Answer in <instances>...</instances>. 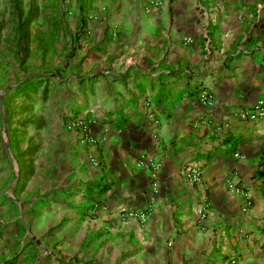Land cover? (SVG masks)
I'll list each match as a JSON object with an SVG mask.
<instances>
[{"label": "crops", "instance_id": "obj_1", "mask_svg": "<svg viewBox=\"0 0 264 264\" xmlns=\"http://www.w3.org/2000/svg\"><path fill=\"white\" fill-rule=\"evenodd\" d=\"M85 9L59 106L12 150L0 264H264V121L236 116L264 100V0ZM66 117L88 119L99 145L67 131ZM152 160L155 189L156 172L139 165ZM187 167L202 168L200 183ZM145 211L146 222L128 215Z\"/></svg>", "mask_w": 264, "mask_h": 264}, {"label": "rangeland", "instance_id": "obj_2", "mask_svg": "<svg viewBox=\"0 0 264 264\" xmlns=\"http://www.w3.org/2000/svg\"><path fill=\"white\" fill-rule=\"evenodd\" d=\"M96 1L0 0V188L5 180L13 190L18 180L12 150L40 129L42 114L52 117L59 106L70 60L86 33L85 7Z\"/></svg>", "mask_w": 264, "mask_h": 264}, {"label": "built area", "instance_id": "obj_3", "mask_svg": "<svg viewBox=\"0 0 264 264\" xmlns=\"http://www.w3.org/2000/svg\"><path fill=\"white\" fill-rule=\"evenodd\" d=\"M202 101L206 106H211L213 103V96L210 94V92L206 90H202L201 92ZM148 108L151 109V105L147 103ZM236 116L241 118L244 121H252V122H259L264 121V100H260L255 106L251 108H245L241 109L237 112ZM91 122L88 119H82V118H72L65 120L63 122V127L67 131L71 132H78L82 138V142H85L89 144L90 146L97 147L99 145V140L93 136V131L91 127ZM229 124H226L228 126ZM91 162L95 164L96 166H99L101 164V160L97 156H92ZM140 166L148 167L156 172V182L154 183L153 187L154 189L157 188V181L159 178V175L161 174L162 170V164L158 162L157 160H152L149 164H146L144 162L139 163ZM236 174V173H235ZM237 175V174H236ZM183 176L187 182H190L192 184H198L201 182L202 179V168L200 167H187L183 171ZM234 187V185H233ZM247 198V204H251V200L253 199L251 194H246ZM211 203L208 200H203L198 204L197 207V213L199 215V221H200V229L204 230L203 222L207 221V219L210 217L211 212ZM130 217L135 216L138 217L142 222L147 221L148 214L145 212H130L128 214ZM231 264H236V260H233Z\"/></svg>", "mask_w": 264, "mask_h": 264}]
</instances>
